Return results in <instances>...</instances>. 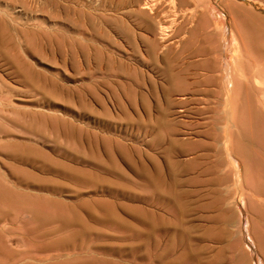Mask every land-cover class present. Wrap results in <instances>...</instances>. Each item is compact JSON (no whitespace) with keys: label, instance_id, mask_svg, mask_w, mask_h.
Segmentation results:
<instances>
[{"label":"rangeland","instance_id":"1","mask_svg":"<svg viewBox=\"0 0 264 264\" xmlns=\"http://www.w3.org/2000/svg\"><path fill=\"white\" fill-rule=\"evenodd\" d=\"M186 1L0 0L1 264H264L226 101L264 0Z\"/></svg>","mask_w":264,"mask_h":264},{"label":"bare ground","instance_id":"2","mask_svg":"<svg viewBox=\"0 0 264 264\" xmlns=\"http://www.w3.org/2000/svg\"><path fill=\"white\" fill-rule=\"evenodd\" d=\"M154 1L155 0H144L143 5H142L143 8H148L149 6H151L150 4H152V2L155 3ZM169 1L173 5H175L174 4L175 0H169ZM162 2H163V0H162ZM186 2H188V1H186ZM171 3H169V4H171ZM182 3H183V1H182ZM173 5H172V8H173ZM153 6H151V7H153ZM176 6H178V5H176ZM180 6H181V4H179V8H180ZM169 9H171V6ZM175 9L174 10L172 9L171 11L174 12ZM191 10H194V9H191ZM177 13H178V11H177ZM177 13L175 12V14L174 13L173 14L177 15ZM210 14L213 16L216 15V14L212 13L211 11H210ZM153 17H155V16H153ZM172 17H175V16H172ZM169 18H171V17H169ZM194 22H196V21H194ZM245 24H246V22H245ZM171 25H172V23H171ZM249 25L250 24H248V26ZM254 27L257 29H251L253 34L252 33L249 34V40H251L250 43L253 45V49L256 51V53H258V56H256L257 62L260 64H264V28L262 29V28H258L256 26H254ZM245 28H247V27H245ZM171 29H173V28H171ZM261 45H263V47ZM258 63H253L254 68H255L253 70V72H250L249 69H244V68L241 69L243 72H245L243 74L244 80H241L242 81L241 82L242 83L241 89L239 90L237 87L235 90L236 92L234 94H233V91H231V94L229 91V93L226 94L229 96L228 98L226 97V101H229V100L233 101V106H230V109H229L230 110L229 115L235 121L237 131L239 133H241L240 134L241 138L249 141L253 146H246V147L237 148L234 141H238L239 138L231 139V141H233V145H234L235 149L239 150V152H241V154H242V155L240 154L241 157L243 156L245 158V160H247V162L256 169V171L260 174L261 178H263V184L260 182L262 185L261 184L259 185V194L261 193V195L262 194L264 195V74H260V73L256 72V67L259 66ZM231 97H232V99H231ZM226 103H229V102H226ZM253 167H251V168H253ZM259 202L262 203V201H259ZM26 208L29 209L30 211H32L33 216L35 218H37L38 220L39 219L41 221L47 220V216L42 215V212L39 209L32 206L30 203L26 206ZM104 217H105V215H104ZM114 220H116V219H114ZM48 221H49V219H48ZM94 222L97 223L98 220H97V222L96 221H94ZM106 222H110V221H106ZM106 222L103 221V224ZM118 223H120V222H118ZM101 224H102V222H101ZM101 224H99V225H101ZM62 225H63V222H62ZM85 225H86V223H85ZM69 226H70V224H69ZM158 226L161 227L160 224ZM154 248H155L154 250H156V247H154ZM188 255H190V254H188ZM157 258H158V256H157ZM165 259H166V257H165ZM5 260H6L5 257L0 258V264ZM100 260L101 259H99L98 261H100ZM185 261H188V259ZM92 262H93V260L91 261V264H92ZM89 263H90V261H88V264ZM96 263H94V264H96ZM83 264H85V262H83ZM98 264H100V262H98Z\"/></svg>","mask_w":264,"mask_h":264}]
</instances>
